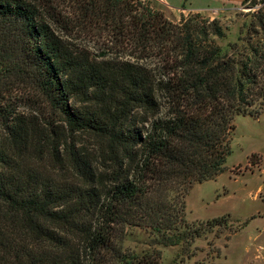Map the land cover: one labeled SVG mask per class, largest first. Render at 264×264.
I'll list each match as a JSON object with an SVG mask.
<instances>
[{
  "label": "trees",
  "instance_id": "16d2710c",
  "mask_svg": "<svg viewBox=\"0 0 264 264\" xmlns=\"http://www.w3.org/2000/svg\"><path fill=\"white\" fill-rule=\"evenodd\" d=\"M262 10L225 51L219 20L173 24L138 0H0V264H159L125 254L126 228L174 247L227 223L188 222L185 199L227 170L235 119L264 112ZM70 17L140 58L166 53L167 74L70 50L53 28Z\"/></svg>",
  "mask_w": 264,
  "mask_h": 264
},
{
  "label": "rangeland",
  "instance_id": "374dc122",
  "mask_svg": "<svg viewBox=\"0 0 264 264\" xmlns=\"http://www.w3.org/2000/svg\"><path fill=\"white\" fill-rule=\"evenodd\" d=\"M138 1L162 12L173 24L197 14L201 19L219 20L225 37L218 43L225 51H231L228 44L237 42L241 33L247 36L260 8L264 13L260 0ZM59 2V11L64 16L70 15V4ZM70 18L66 23H53L70 50L84 53L98 65L118 66L130 61L151 70L156 78L167 74L166 53L159 54L155 50L152 56L140 58L141 54L132 47L123 48L117 44L113 31L103 23ZM77 107L90 109L95 106L78 103ZM234 124L236 130L232 136V153L226 162L227 170L214 180L195 185L185 199L188 222L206 223L223 216H229V221L216 226L212 232H205L188 246L174 247L157 244L158 236L148 229L128 227L123 237L128 257H143L159 251V264H264V112L258 119L239 116ZM66 137H70L69 142L85 147L90 157L97 160L99 142L95 137L87 133Z\"/></svg>",
  "mask_w": 264,
  "mask_h": 264
},
{
  "label": "crops",
  "instance_id": "0c3cea01",
  "mask_svg": "<svg viewBox=\"0 0 264 264\" xmlns=\"http://www.w3.org/2000/svg\"><path fill=\"white\" fill-rule=\"evenodd\" d=\"M167 2V1H166Z\"/></svg>",
  "mask_w": 264,
  "mask_h": 264
}]
</instances>
